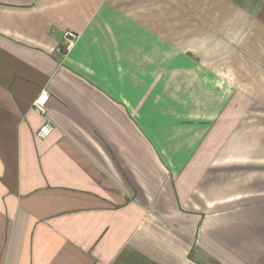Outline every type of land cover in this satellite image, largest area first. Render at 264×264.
I'll return each instance as SVG.
<instances>
[{"label": "crops", "instance_id": "1", "mask_svg": "<svg viewBox=\"0 0 264 264\" xmlns=\"http://www.w3.org/2000/svg\"><path fill=\"white\" fill-rule=\"evenodd\" d=\"M0 264H264V0H0Z\"/></svg>", "mask_w": 264, "mask_h": 264}, {"label": "built area", "instance_id": "2", "mask_svg": "<svg viewBox=\"0 0 264 264\" xmlns=\"http://www.w3.org/2000/svg\"><path fill=\"white\" fill-rule=\"evenodd\" d=\"M64 43L55 48L53 56L58 60L63 59L73 48L75 41L77 39V35L74 32L66 31L63 35ZM47 101V92L42 91L40 96L33 102V109L39 114L45 116V103ZM52 126L46 122L37 132V136L39 138H45L52 130Z\"/></svg>", "mask_w": 264, "mask_h": 264}]
</instances>
